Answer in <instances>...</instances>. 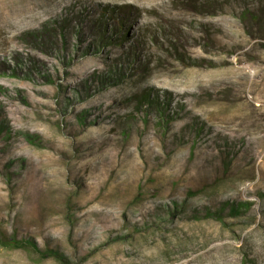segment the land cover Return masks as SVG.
Instances as JSON below:
<instances>
[{
	"label": "rangeland",
	"instance_id": "rangeland-1",
	"mask_svg": "<svg viewBox=\"0 0 264 264\" xmlns=\"http://www.w3.org/2000/svg\"><path fill=\"white\" fill-rule=\"evenodd\" d=\"M9 150L0 264H264V0H0Z\"/></svg>",
	"mask_w": 264,
	"mask_h": 264
},
{
	"label": "trees",
	"instance_id": "trees-1",
	"mask_svg": "<svg viewBox=\"0 0 264 264\" xmlns=\"http://www.w3.org/2000/svg\"><path fill=\"white\" fill-rule=\"evenodd\" d=\"M126 36V35H125ZM128 40H129V36H128ZM128 40H127V42H128ZM122 54L125 56V57H128V53L127 52H122ZM44 60V59H43ZM47 63H49L50 64V66H51V68L55 71L54 72V74L56 75V76H58L57 74H58V72L56 71V70H58V68H57V65H56V62H54L53 60H48V62ZM73 63V62H72ZM72 66H74V65H72ZM100 65H99V63H96V62H94L93 64H92V68L93 67H99ZM88 69H90L89 67H85L84 69H83V71L84 72H86V71H88ZM104 70V68H103V66H102V68H101V71H103ZM82 71V72H83ZM64 72H66V70L65 71H63V73ZM67 72H69V73H71V74H76V73H78V71H76L75 70V68H72V69H70V70H67ZM80 77V76H79ZM50 92H51V90H50ZM96 101V100H95ZM95 101H93L92 102V104H94L95 103ZM53 107V106H52ZM57 119V118H56ZM73 127V126H72ZM100 134L99 135H96V136H93V137H89V139H91V140H89L88 142H87V147L89 148V150L92 152V154H99L100 156H102L103 158H107L109 161H110V163L111 164H113V163H115V162H117V163H120V162H122L124 165H126L127 164V158L128 157H130V155H132V153H134V150L131 152V154L130 153H128V156L126 157V158H123V159H118V157H117V155H116V157L115 156H113L114 154H110V152H109V154H108V151L109 150H112V151H114V152H118V151H115L114 149H113V147H111V145H112V140L111 139H109V138H106V139H101L100 137ZM77 142L79 143V145H83L84 147L86 146V145H84V144H82L80 141H78L77 140ZM137 143L138 142H136V144L135 145H137ZM103 145V146H102ZM145 145H147V148H146V151H147V155L148 156H150L153 152H154V148H153V145H150V140H147V141H145ZM109 149V150H108ZM10 155H12L11 153H10V150L7 152V154H5V155H3L2 157H1V159H0V162L5 166V164L7 163V161L11 158V157H13V156H10ZM93 161L94 160H91V158H87V160L86 161H84V160H82L79 164H78V168H86L87 166H89L88 165V163L89 164H91V163H93ZM126 167H128V169L130 168L128 165L126 166ZM134 168L136 169V166H135V164H134ZM183 168H184V163L182 162V161H180V162H177V166H176V170H175V173H178L179 171H183ZM93 172H97L98 174H103L104 172H105V169H104V165L102 164L101 165V167L100 168H98V169H93ZM91 191V190H90ZM4 238L2 237V238H0V244L1 245H3V246H8V245H10L12 242H13V244L11 245V246H18V247H20L21 245L19 244V243H17L16 241H14V240H11L10 242H8V240H3ZM10 243V244H9Z\"/></svg>",
	"mask_w": 264,
	"mask_h": 264
}]
</instances>
